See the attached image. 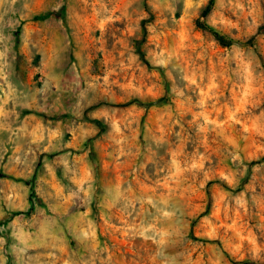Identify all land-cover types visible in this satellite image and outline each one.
Segmentation results:
<instances>
[{
	"label": "rangeland",
	"instance_id": "1",
	"mask_svg": "<svg viewBox=\"0 0 264 264\" xmlns=\"http://www.w3.org/2000/svg\"><path fill=\"white\" fill-rule=\"evenodd\" d=\"M208 3L0 0V264H264V0Z\"/></svg>",
	"mask_w": 264,
	"mask_h": 264
},
{
	"label": "trees",
	"instance_id": "2",
	"mask_svg": "<svg viewBox=\"0 0 264 264\" xmlns=\"http://www.w3.org/2000/svg\"><path fill=\"white\" fill-rule=\"evenodd\" d=\"M212 5H213V0H209V3L207 4V6L205 7V9L202 13V17H205L208 14ZM198 24H199L201 29L209 32L221 46L226 47V46L232 44V41L227 40L224 36L220 35L216 31H214L211 27L207 26L206 24H202V23H198ZM138 52H139L140 58L144 60V56H143L142 52L140 50ZM162 78L164 80V86H165V90H166L165 92H168V84L165 81L163 74H162ZM162 100H164V99H160L156 102H161ZM116 106L123 107L125 105H116ZM263 161H264V158L260 159V162H263ZM210 208H211V198H210V194L207 193V203H206L205 210L198 216V218L206 216L209 213ZM191 236H193V235H191ZM192 238L194 240H197L196 237H192ZM200 241H202L204 243H215V242H217V241L209 240V239H200ZM234 263L235 264H251V263H248L247 261H239V262H234Z\"/></svg>",
	"mask_w": 264,
	"mask_h": 264
}]
</instances>
